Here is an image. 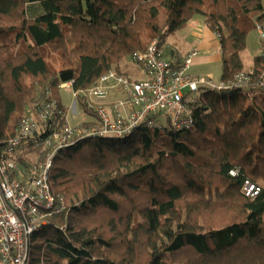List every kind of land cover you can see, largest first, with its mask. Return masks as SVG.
Wrapping results in <instances>:
<instances>
[{
	"label": "trees",
	"instance_id": "1",
	"mask_svg": "<svg viewBox=\"0 0 264 264\" xmlns=\"http://www.w3.org/2000/svg\"><path fill=\"white\" fill-rule=\"evenodd\" d=\"M262 15L264 0H0V138L45 91L66 113L59 84L72 79L77 92L110 69L126 74L120 64L132 53L154 39L162 49L195 16L218 40L220 80L232 82L246 71L240 53ZM44 51L58 54L59 69ZM186 56L164 58L180 65ZM251 69L244 87L199 86L188 128L140 125L126 138L85 137L61 150L48 181L67 209L32 235L28 264H264L261 55ZM246 179L260 187L254 198Z\"/></svg>",
	"mask_w": 264,
	"mask_h": 264
},
{
	"label": "built area",
	"instance_id": "2",
	"mask_svg": "<svg viewBox=\"0 0 264 264\" xmlns=\"http://www.w3.org/2000/svg\"><path fill=\"white\" fill-rule=\"evenodd\" d=\"M254 28L264 44V15L255 19ZM197 54L192 49L180 65H173L162 55L160 41L154 39L146 50L130 56L141 76L110 69L82 91L72 90V79L59 84V90L65 89L74 98L83 96L94 111L95 115L83 122L71 123L68 112L63 113L50 91L34 99L13 134L0 138V264H28L32 235L52 216L67 209L63 195L53 193L48 181L53 159L61 150L85 137L126 138L140 125L188 128L193 123L188 104L199 86H247L245 72L252 74V69L237 73L229 83L215 82L208 76L193 77L187 70ZM260 55L264 62V53ZM257 86V91L264 94V74ZM29 149L41 152L40 158L35 165L24 167L19 157L30 153L26 151ZM236 173V169L229 171L230 175ZM243 191L254 198L260 187L246 179Z\"/></svg>",
	"mask_w": 264,
	"mask_h": 264
},
{
	"label": "rangeland",
	"instance_id": "3",
	"mask_svg": "<svg viewBox=\"0 0 264 264\" xmlns=\"http://www.w3.org/2000/svg\"><path fill=\"white\" fill-rule=\"evenodd\" d=\"M195 35L194 38H199L201 43L196 45V49L200 52V55L195 56L192 59V63L189 67V73L192 75L198 74L202 76H211L215 82L220 80L221 74H222V68H221V50L219 47V43L215 35L208 30V28L204 26V28L198 32ZM174 34V33H173ZM175 35V34H174ZM175 36H170L169 39ZM191 43L187 45V48L190 46ZM46 59L54 65L56 68L59 69L60 62L58 60V54L54 52L44 51ZM264 53V44L260 40L257 31L255 28H252L247 37H246V46L241 51L240 57L243 62V66L245 70H248L252 64L253 59L255 56H259L260 54ZM121 68L125 70L127 68L128 61H123L120 64ZM131 75V74H130ZM197 76V75H196ZM56 96L60 99V101L68 108V118L71 123H74L75 121L83 118H87L88 114L83 112L81 110V114L79 112V105L76 102V99L72 94L67 92L65 89H58L56 92ZM76 119L71 118L72 114H78ZM84 113V114H82ZM25 159L33 160L34 162L30 164L35 165L34 163L37 161V154L35 152L32 153H25L23 155ZM30 163V162H28Z\"/></svg>",
	"mask_w": 264,
	"mask_h": 264
},
{
	"label": "crops",
	"instance_id": "4",
	"mask_svg": "<svg viewBox=\"0 0 264 264\" xmlns=\"http://www.w3.org/2000/svg\"><path fill=\"white\" fill-rule=\"evenodd\" d=\"M204 26H205V24L203 22V19L201 17H199V16H195L190 21H188V23L186 24L185 27H183L182 29L176 31L174 33L175 35L174 34H170V35L166 36L164 41H163V43H162V50H163V53L165 55L164 57L167 58V59H170L174 63L178 64L182 60V58L190 50L196 49L195 48L196 45L201 43L202 40H200L199 38H194V37L197 34V29L199 30L198 32H200L204 28ZM205 28H206V26H205ZM170 36H175V37H172L171 39H169ZM189 43H191V44L187 48V45ZM198 55H200L199 51H198V54L196 56H198ZM128 64L129 65L127 66V68H125V72H126L127 75L131 74V75H133L135 77L141 76L138 73V70H137L136 66L133 65L131 63V61H128ZM251 68H252V66L248 70H250ZM188 70H189V68H188ZM188 70H187V72L189 73ZM248 70H246V71H248ZM190 75H192V74H190ZM192 76L193 77H199V76H202V75L195 74V75H192ZM208 77H211V76H208ZM67 112H68V108H67ZM73 119H76V118H73ZM85 119L88 120L87 118H83V119H81V121L77 120L73 124L79 123V122H83V120H85ZM159 119L162 120V121L165 120L163 116H159Z\"/></svg>",
	"mask_w": 264,
	"mask_h": 264
}]
</instances>
